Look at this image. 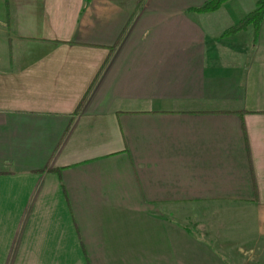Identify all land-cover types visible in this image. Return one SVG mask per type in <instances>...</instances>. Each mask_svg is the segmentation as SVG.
Returning <instances> with one entry per match:
<instances>
[{"label":"crops","instance_id":"0c3cea01","mask_svg":"<svg viewBox=\"0 0 264 264\" xmlns=\"http://www.w3.org/2000/svg\"><path fill=\"white\" fill-rule=\"evenodd\" d=\"M206 1L0 0V264H264V15Z\"/></svg>","mask_w":264,"mask_h":264},{"label":"trees","instance_id":"16d2710c","mask_svg":"<svg viewBox=\"0 0 264 264\" xmlns=\"http://www.w3.org/2000/svg\"><path fill=\"white\" fill-rule=\"evenodd\" d=\"M229 0H207L205 4L200 7L193 9L192 11L201 12V13H210L217 11L224 3ZM91 0H84V4L88 5ZM264 15V0L258 1L256 9L249 13L242 21L228 29L224 36L232 35L238 31L246 29L248 26H252L255 30L258 29L261 19Z\"/></svg>","mask_w":264,"mask_h":264},{"label":"rangeland","instance_id":"374dc122","mask_svg":"<svg viewBox=\"0 0 264 264\" xmlns=\"http://www.w3.org/2000/svg\"><path fill=\"white\" fill-rule=\"evenodd\" d=\"M202 209L203 208H196V207L191 208V207H189V208H187V210H183V211H184V213L189 212L190 216H193V215L197 214L198 212H200ZM201 213H204V212H201ZM177 215H178V218H180L183 215V212L179 211L177 213Z\"/></svg>","mask_w":264,"mask_h":264}]
</instances>
